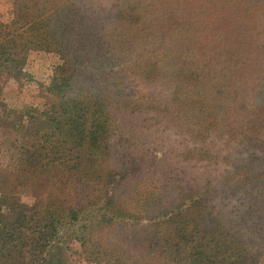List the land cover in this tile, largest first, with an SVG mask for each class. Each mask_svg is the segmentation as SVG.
<instances>
[{
    "label": "trees",
    "instance_id": "16d2710c",
    "mask_svg": "<svg viewBox=\"0 0 264 264\" xmlns=\"http://www.w3.org/2000/svg\"><path fill=\"white\" fill-rule=\"evenodd\" d=\"M255 1L197 2L195 25L176 31L186 33L180 55L190 58L176 72L157 63L143 75L169 73L185 89L174 99L185 111L187 133L219 140L225 153L210 155L212 164L234 168L220 177L233 187L229 196L212 195L213 179L194 190L162 182L131 186V168L113 165L114 95L105 61L120 32L123 45L150 32L141 2L107 0L97 20L87 0H16L11 22L0 23L8 35L0 40V124L16 127L29 144L19 147L16 167L0 169V264H46L63 235L88 263L264 264V165L255 153L256 170L240 159L247 142L264 151V10L250 11ZM244 15L262 22L245 26ZM165 16L182 19L175 9ZM203 16L217 26L215 34L202 27ZM32 48L59 52L62 62L46 88L45 109L17 126L11 118L21 112L7 107L2 93L9 76L22 74ZM171 192L177 199L168 205Z\"/></svg>",
    "mask_w": 264,
    "mask_h": 264
},
{
    "label": "rangeland",
    "instance_id": "374dc122",
    "mask_svg": "<svg viewBox=\"0 0 264 264\" xmlns=\"http://www.w3.org/2000/svg\"><path fill=\"white\" fill-rule=\"evenodd\" d=\"M138 1L142 3L141 7L145 11L146 17L145 26L150 32H146V34L140 32L137 40L127 41L126 45H123L124 38L120 32L119 39L113 42V51L107 55L109 60L105 61L106 67L110 69L108 77H105V83L108 80L109 88L114 95L110 103L115 125V134L112 140L113 165L118 167L121 162H125L131 168V186L145 184L154 187L162 182L166 185H180L188 190H194L197 187H202L207 180L213 179L212 195L221 192L232 196L230 192L233 189L232 185H227L226 181L220 182V177L227 175L234 168H229L221 160V164L214 165L212 162L215 161V158H209L210 155L225 153L222 152L224 151L222 143L214 137L202 141L195 134L187 133L190 128L187 125L188 119L184 116L185 111L181 104L174 99L176 94L185 92V89L178 86L177 81L169 73L149 72V76H143L149 69V65L157 66V63L159 67L172 65V72H176L181 67V61L190 58V55H180V53H185L180 39H184L183 36L186 33L181 34L176 31H180L181 27L195 25L197 22L194 19L197 17L196 3L201 0ZM106 2L107 0H87L94 19L98 20L106 14L104 12L105 8H108ZM255 2L256 5L248 9L250 11L253 8L262 9L256 11L258 14L264 10V0ZM213 3L215 2H212V5ZM14 5H16V0H0V23L9 24L11 22ZM200 5L211 7L203 2ZM173 9L178 10L182 19L172 22L171 19L166 18L165 13ZM244 16L247 22L243 24L245 26L251 27L262 22L261 17H258V21L254 22V19L248 17L247 20V16ZM202 21L204 24L202 27L210 28L209 30L215 34L213 29L217 26L208 25L209 22L205 16ZM177 24L183 25L178 28ZM4 30L6 29L0 27V40L3 41L8 39ZM169 37H173L175 40L171 41ZM185 43L186 41L183 45ZM61 62L59 52L32 48L26 55L22 74L7 78L2 97L7 107L21 112L19 115L21 118L18 116L11 118L16 121L17 126L20 124L29 125L31 119L37 118L39 113L45 109L48 98L46 88L51 84L55 69ZM251 63L254 64V68L252 65L248 71L252 74L257 73L258 65L255 64V61ZM132 68L135 72L132 71ZM260 68L264 70L263 66ZM124 73L135 74L127 75L122 79ZM207 79L205 78V80ZM8 84L18 86L20 101H22L21 109L8 106L6 103L7 98L4 90ZM179 88L182 91H179ZM11 92V94L14 93ZM9 94L8 98L11 97ZM121 95L125 98H122ZM127 100H131L132 103ZM0 113H2V108H0ZM191 122H195V120L192 119ZM27 138L22 132L16 131V127L13 129L0 124V169L16 167L19 147L22 144H29V138ZM238 139L239 137L236 135L233 141ZM232 142L230 143L232 144ZM245 145H248L247 149L250 150L240 157L242 162H246V165L253 170L258 169L259 165H264V158H262L264 151L261 152V146L255 142L252 148L249 147V142ZM255 146L257 147L255 148ZM204 148L210 152L207 154H204L207 150L201 152ZM253 153L258 155L259 165L255 164ZM235 156V153H232L226 157L233 160L236 159ZM216 179L218 180L216 181ZM165 199L170 205L174 204L177 196H173V192H171ZM224 199L227 200V198ZM23 200L32 202L33 197L24 196ZM213 201L219 205L222 203L220 198H214ZM237 202L232 201V206H229V209H235L234 205ZM69 246L71 250L68 248ZM78 249L77 242H69L68 237L63 235L61 242L54 243L50 249L46 264H97L79 260V255L75 253Z\"/></svg>",
    "mask_w": 264,
    "mask_h": 264
},
{
    "label": "crops",
    "instance_id": "0c3cea01",
    "mask_svg": "<svg viewBox=\"0 0 264 264\" xmlns=\"http://www.w3.org/2000/svg\"><path fill=\"white\" fill-rule=\"evenodd\" d=\"M9 91H10V94H9ZM13 91L14 93L11 94ZM4 93H5V96L7 98L6 100V103L8 104V106H11V107H15V108H18V109H21L22 107V101H20V92H19V88L18 86L15 84H8L6 85L5 87V90H4ZM11 96L10 98H8L7 96ZM18 100V101H17Z\"/></svg>",
    "mask_w": 264,
    "mask_h": 264
}]
</instances>
